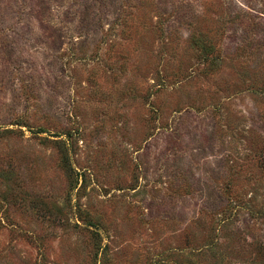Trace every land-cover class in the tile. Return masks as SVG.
I'll use <instances>...</instances> for the list:
<instances>
[{
	"label": "rangeland",
	"instance_id": "rangeland-1",
	"mask_svg": "<svg viewBox=\"0 0 264 264\" xmlns=\"http://www.w3.org/2000/svg\"><path fill=\"white\" fill-rule=\"evenodd\" d=\"M0 264H264V0H0Z\"/></svg>",
	"mask_w": 264,
	"mask_h": 264
}]
</instances>
